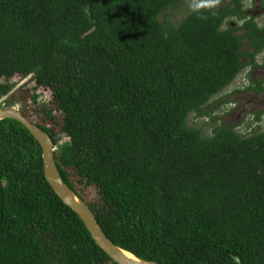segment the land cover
I'll use <instances>...</instances> for the list:
<instances>
[{
	"label": "trees",
	"instance_id": "1",
	"mask_svg": "<svg viewBox=\"0 0 264 264\" xmlns=\"http://www.w3.org/2000/svg\"><path fill=\"white\" fill-rule=\"evenodd\" d=\"M177 1L0 0V102L49 134L63 181L115 244L159 264H264V129L187 123L257 65L264 25L242 0L161 22ZM41 152L0 120V264H118L46 181Z\"/></svg>",
	"mask_w": 264,
	"mask_h": 264
},
{
	"label": "rangeland",
	"instance_id": "2",
	"mask_svg": "<svg viewBox=\"0 0 264 264\" xmlns=\"http://www.w3.org/2000/svg\"><path fill=\"white\" fill-rule=\"evenodd\" d=\"M242 1L243 15L254 17L260 25H264V0ZM218 2L219 0H178L172 8L160 15L159 19L163 23L176 25L189 12L200 7L212 6ZM234 20V18L228 19V21ZM256 63L254 67L245 66L229 86L209 100L203 109L205 115L197 117L194 112H191L187 119L188 125L198 128L205 136L211 135L213 129L220 124L235 125V129L241 134L264 129V50L257 54ZM10 80L15 83L14 91L26 85L24 90L28 94L27 87L32 88L34 85L33 80L22 78L19 75ZM258 81L263 84V90L259 93L250 88L254 87ZM31 92L37 94L40 100H50V90L47 88L38 87ZM3 105V102H0V108H3ZM12 107L18 109L19 106L14 104ZM56 120H60L57 114ZM65 141L66 138L60 135L58 143L62 144ZM55 149L56 146L53 151ZM85 195L87 200H92L96 196L92 187L86 189Z\"/></svg>",
	"mask_w": 264,
	"mask_h": 264
},
{
	"label": "water",
	"instance_id": "3",
	"mask_svg": "<svg viewBox=\"0 0 264 264\" xmlns=\"http://www.w3.org/2000/svg\"><path fill=\"white\" fill-rule=\"evenodd\" d=\"M6 118L20 122L37 140L42 150L43 173L46 181L61 201L79 216L94 242L114 262L118 264H159L133 254L107 237L88 205L63 181L54 160V143L45 130L31 122L16 107L0 108V120ZM124 252L130 257H127ZM234 260L239 263L238 257L234 256Z\"/></svg>",
	"mask_w": 264,
	"mask_h": 264
},
{
	"label": "bare ground",
	"instance_id": "4",
	"mask_svg": "<svg viewBox=\"0 0 264 264\" xmlns=\"http://www.w3.org/2000/svg\"><path fill=\"white\" fill-rule=\"evenodd\" d=\"M125 253V252H124ZM125 255L127 256V257H130V255L129 254H127V253H125Z\"/></svg>",
	"mask_w": 264,
	"mask_h": 264
},
{
	"label": "clouds",
	"instance_id": "5",
	"mask_svg": "<svg viewBox=\"0 0 264 264\" xmlns=\"http://www.w3.org/2000/svg\"><path fill=\"white\" fill-rule=\"evenodd\" d=\"M199 6V5H198Z\"/></svg>",
	"mask_w": 264,
	"mask_h": 264
}]
</instances>
